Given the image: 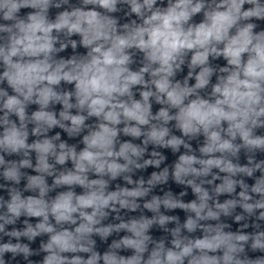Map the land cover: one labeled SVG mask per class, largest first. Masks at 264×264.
<instances>
[{"label":"clouds","instance_id":"9594fccd","mask_svg":"<svg viewBox=\"0 0 264 264\" xmlns=\"http://www.w3.org/2000/svg\"><path fill=\"white\" fill-rule=\"evenodd\" d=\"M0 180V264H264V0H0Z\"/></svg>","mask_w":264,"mask_h":264}]
</instances>
